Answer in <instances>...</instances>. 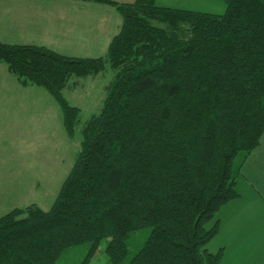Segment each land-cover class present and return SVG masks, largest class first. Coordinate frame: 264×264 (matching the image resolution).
<instances>
[{"label":"trees","instance_id":"trees-1","mask_svg":"<svg viewBox=\"0 0 264 264\" xmlns=\"http://www.w3.org/2000/svg\"><path fill=\"white\" fill-rule=\"evenodd\" d=\"M122 22L101 56L0 41V62L59 103L69 137L80 108L71 77L116 74L49 209L0 217V264H55L74 245L106 246L124 264L133 232L151 227L127 264H220L219 210L239 197L241 168L264 133V0H224V13L156 0H91ZM214 221L211 226L209 222Z\"/></svg>","mask_w":264,"mask_h":264},{"label":"rangeland","instance_id":"rangeland-1","mask_svg":"<svg viewBox=\"0 0 264 264\" xmlns=\"http://www.w3.org/2000/svg\"><path fill=\"white\" fill-rule=\"evenodd\" d=\"M158 5L224 13V0H156ZM110 14H103V6ZM91 7L86 0H0V41L12 44H37L54 47L74 56H103L112 37L121 27L122 17L111 5ZM68 36L82 30L96 36L95 43L67 45L60 31ZM92 30V31H91ZM83 35V34H82ZM57 37L56 42L54 39ZM51 43V44H50ZM54 49V50H55ZM116 70L109 64L95 76L71 77L73 88L63 94L71 105L80 108L74 137H69L63 123V112L57 100L43 87L23 86L7 65L0 62V217L16 207L37 203L49 209L69 174L81 150V129L84 123L100 112L106 95V86ZM239 187L244 195L245 185ZM221 218V211L216 216ZM214 221L208 223V227ZM247 218L234 219L237 227H246ZM264 223L262 222L260 227ZM231 221L224 224L225 229ZM263 228H260L262 231ZM151 227L133 232L128 241L130 258L147 240ZM256 232V227L253 226ZM227 235L221 230L208 244L211 252L226 244ZM109 238L92 250L91 243L65 249L55 264H111L106 246ZM227 249L221 264H235V245Z\"/></svg>","mask_w":264,"mask_h":264},{"label":"crops","instance_id":"crops-1","mask_svg":"<svg viewBox=\"0 0 264 264\" xmlns=\"http://www.w3.org/2000/svg\"><path fill=\"white\" fill-rule=\"evenodd\" d=\"M116 1L133 2L134 0ZM86 2L94 8L104 5L92 2L91 0H86ZM103 9L104 11L99 8L103 14L111 13L110 10H108L111 9L109 6L104 5ZM55 31H60L57 36L62 35L66 41L68 38L67 45L74 44L73 46L78 47L80 44L88 45L96 41V36H92L93 33H85L82 30L76 31V33L71 36H68L66 32H61V30H53V33H55ZM56 39L57 37L54 39V42H56ZM51 49L55 48L51 47ZM241 183L245 185V188L249 192L248 195H244L239 188L243 187ZM237 189L240 192L239 197L231 200L219 210V212L221 211V218H219L220 226L218 233L222 230L227 235L226 244H224V247H221L224 248V250L220 264L230 246L227 245L228 243L235 245V258L237 259L235 264H264V225L260 227L261 223H264V133L261 137L260 144L250 153L241 168V177L239 178ZM246 218V227H243V229H241V226L237 227V225L233 223L234 219L242 221ZM230 221L231 226L225 229L224 224ZM253 226L256 227V232L253 231ZM260 228H263L262 231H260Z\"/></svg>","mask_w":264,"mask_h":264}]
</instances>
